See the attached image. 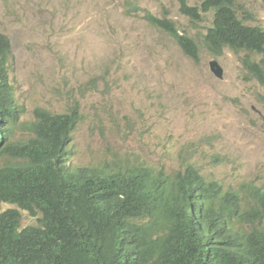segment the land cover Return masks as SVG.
<instances>
[{
  "label": "rangeland",
  "instance_id": "1",
  "mask_svg": "<svg viewBox=\"0 0 264 264\" xmlns=\"http://www.w3.org/2000/svg\"><path fill=\"white\" fill-rule=\"evenodd\" d=\"M235 3L246 24L264 29L263 0ZM146 15L194 38L197 60ZM201 16L191 21L178 0H0L20 120H32L36 109L63 111L76 100L77 163L101 166L127 156L166 171L184 163L223 188L264 189V86L243 73L244 52L209 53L203 36L211 13ZM212 59L221 79L210 70ZM25 137L17 130V139ZM8 207L14 205L0 203V211ZM20 214L21 225L36 222Z\"/></svg>",
  "mask_w": 264,
  "mask_h": 264
},
{
  "label": "trees",
  "instance_id": "2",
  "mask_svg": "<svg viewBox=\"0 0 264 264\" xmlns=\"http://www.w3.org/2000/svg\"><path fill=\"white\" fill-rule=\"evenodd\" d=\"M178 1L191 21L211 13L204 46L213 55L243 51V73L264 86V30L239 18L235 0ZM145 19L197 60L194 38L167 19ZM9 57L0 33V203L15 206L0 211V264H264L260 187L224 189L191 164L170 173L116 163L101 173L68 172L59 153L78 119L75 110H37L27 141L13 139L19 117ZM18 154V165L10 163ZM21 211L36 222L21 226Z\"/></svg>",
  "mask_w": 264,
  "mask_h": 264
},
{
  "label": "clouds",
  "instance_id": "3",
  "mask_svg": "<svg viewBox=\"0 0 264 264\" xmlns=\"http://www.w3.org/2000/svg\"><path fill=\"white\" fill-rule=\"evenodd\" d=\"M192 6H195V5H192ZM147 16V15H146ZM145 16V17H146ZM153 16V15H152ZM239 16V15H238ZM155 17V16H154ZM158 18V17H156ZM240 18V17H239ZM161 19V18H159ZM165 19V18H163ZM168 20V19H167ZM170 21V20H169ZM150 23V22H149ZM173 23V22H172ZM151 24V23H150ZM153 25V24H151ZM174 25V23H173ZM154 26V25H153ZM257 26V25H255ZM156 27V26H155ZM175 28H177L175 25H174ZM259 27V26H258ZM158 28V27H157ZM160 29V28H159ZM262 29V28H261ZM177 30L179 31V29L177 28ZM264 30V29H263ZM166 32V31H165ZM181 32V31H179ZM183 32V31H182ZM2 33V32H0ZM167 33V32H166ZM3 34V33H2ZM6 38L7 36L5 34H3ZM169 35V34H168ZM171 36V35H169ZM172 37V36H171ZM173 38V37H172ZM174 39V38H173ZM8 40V43H9V47H10V57H9V64L10 66L8 65V80H9V84L11 86V89H10V93H11V99L12 101H14L15 103V107H16V111H17V114H18V125L16 126V129L15 131L13 132V139H16L20 144H24L27 139L29 138V133L28 130H26V125L30 122H32L34 120V118L36 117V111L37 110H40V111H44L46 112L47 114H51V115H56V114H65V113H68L70 112L71 110H75L76 111V114H77V121L72 129V131L70 132L69 134V141H66L60 151V158L65 166V170L68 171V172H76L78 171L79 169H83V170H86V171H89V172H98V173H101L102 170L108 168V167H113V165L116 163V164H119L124 168L126 167H132V168H139V169H142V170H145V171H148V170H152V171H158V170H162L164 171L165 173H170L172 171H176L178 169H174V170H169V171H166L165 169L163 168H160V167H155V166H152V164H149L147 163L145 160L143 159H139V160H130V158H128L127 156L125 157H122V158H118L117 156H115L113 158V160H110V161H105V163L101 166H93V165H90V164H87V163H77L71 153H72V150H71V140H72V135H73V131H75L76 129V126L77 124L81 121V109H80V104L76 102V100H73L71 103L67 104L65 106V109L63 111H60V112H53V111H49L47 109H36L34 110L33 112V119L32 120H20L21 119V116H22V111L21 109L19 108V103L17 102V99L15 97V90L13 88V85H12V82H11V60H12V48H11V44H10V41L9 39L7 38ZM175 40V39H174ZM203 41H204V36H203ZM176 42V41H175ZM177 44V43H176ZM178 45V44H177ZM179 46V45H178ZM199 48V46H198ZM181 49V48H180ZM224 49V48H223ZM223 49L221 50V52L223 51ZM229 49V48H227ZM230 50V49H229ZM220 52V54H221ZM239 52H243V51H239ZM210 53V52H209ZM211 55H213L212 53H210ZM220 54H217V55H220ZM217 55H213V56H217ZM187 56V55H186ZM188 57V56H187ZM190 58V57H189ZM192 59V58H191ZM211 61H215L217 63V61L215 59H212ZM209 61V67H210V62ZM218 67L221 68L219 66V64L217 63ZM222 69V68H221ZM210 70L211 72L214 74V72L212 71L211 67H210ZM215 77H217L215 74H214ZM222 76H223V70H222ZM219 78V77H217ZM222 77H220L219 79H221ZM22 130V132L26 135L25 138H23L22 140H19L16 138V132L17 130ZM2 143V140H1V133H0V144ZM216 159V156H213L212 157V161H214ZM21 155L18 154L17 158L16 159H11L10 160V163L12 164H16L18 165V163L21 161ZM56 161V158L52 159L51 161H49L48 163L44 164L43 165V168L45 165H50V164H54ZM184 164V163H183ZM182 164V165H183ZM93 169H96V170H93ZM207 180H213V179H207ZM216 181V180H214ZM220 184V183H219ZM223 187V186H222ZM225 189V188H224ZM227 189V188H226ZM2 204H8V203H2ZM11 205V204H10ZM15 207V206H14ZM14 207H8V208H14ZM7 209V208H6ZM5 210V209H4ZM3 211V210H2ZM25 212V211H23ZM27 213V212H26ZM33 217V216H32ZM35 218V217H34ZM20 223H21V220H20ZM21 226H25V225H21Z\"/></svg>",
  "mask_w": 264,
  "mask_h": 264
},
{
  "label": "water",
  "instance_id": "4",
  "mask_svg": "<svg viewBox=\"0 0 264 264\" xmlns=\"http://www.w3.org/2000/svg\"><path fill=\"white\" fill-rule=\"evenodd\" d=\"M210 67L217 77H222V69L218 67L215 61L210 62Z\"/></svg>",
  "mask_w": 264,
  "mask_h": 264
}]
</instances>
